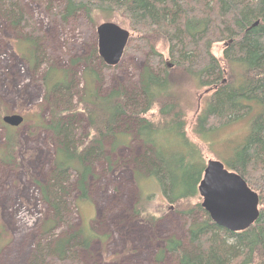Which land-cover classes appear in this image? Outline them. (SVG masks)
Listing matches in <instances>:
<instances>
[{"label": "trees", "instance_id": "16d2710c", "mask_svg": "<svg viewBox=\"0 0 264 264\" xmlns=\"http://www.w3.org/2000/svg\"><path fill=\"white\" fill-rule=\"evenodd\" d=\"M6 12L23 27L24 15L18 7L17 12ZM82 12L92 21L100 13L107 18L121 15L133 32L125 55L145 53L148 62L132 90L107 84L118 65L101 61L95 47L82 74L84 96L64 112L51 95L70 92L74 77L68 70L51 68L43 78L51 107L49 127L60 139L53 181L39 183L54 214L44 231L52 233L64 222L66 229L53 232L49 252L41 251L32 264H50L49 257L68 261L99 238L86 224L71 230L70 199L81 213L83 203L90 201L88 177L94 161L104 155L105 140L113 137V150L130 142L131 135L119 131L125 120L136 124L145 150L136 158L139 169L157 180L161 195L189 222L192 249L170 238L159 259L172 252L179 264H264V0H65L57 15L67 21ZM17 49L32 65L38 62L40 49L34 38L24 37ZM191 89L204 90L193 119V133L199 137L209 138L218 129L246 120L241 141L230 152L217 154L260 197V216L245 230L218 225L202 206L198 187L207 160L203 146L188 131L190 111L185 103H192ZM70 112L84 116L88 128L84 145L75 144L71 124L65 120ZM7 139L6 151L0 155L11 163L19 141L12 128ZM66 185L74 190L71 198L64 196ZM136 212L156 217L150 203L136 206ZM196 214L202 219L194 220Z\"/></svg>", "mask_w": 264, "mask_h": 264}, {"label": "rangeland", "instance_id": "374dc122", "mask_svg": "<svg viewBox=\"0 0 264 264\" xmlns=\"http://www.w3.org/2000/svg\"><path fill=\"white\" fill-rule=\"evenodd\" d=\"M2 1L6 5L0 4V152L7 144L9 129L16 131L19 141L13 162L3 161L0 155V264H32L41 251L49 252L53 232L66 229L64 222L52 233L44 231L45 222L54 214L39 183L53 181V163L60 139L49 127L51 107L45 99L43 78L51 68L68 70L74 77L70 92L64 90L60 96L51 95V101L64 112L84 96L82 74L88 65L87 59L95 47L99 55L97 25L113 21L130 30L131 35L133 32L119 14L107 18L100 13L92 21L82 12L64 21L57 13L65 0ZM17 7L24 15L23 27L15 24L6 12H17ZM26 36L34 38L40 49L35 65L17 49ZM147 62L145 53H124L116 73L105 81L132 90L131 84L138 86ZM203 93V89L190 90L192 103H185L190 111L188 131L191 138L203 146L207 161L218 160L219 151L230 152L244 137L246 120L218 129L209 138L199 137L193 133V119L203 101ZM70 113L65 120L71 124L75 144L84 145L88 141L84 116ZM9 114L23 115L25 120L19 126H10L2 120ZM122 123L119 131L130 134V142L113 150V137L105 140L104 155L94 161L88 177L90 201L83 203L81 213L75 200L70 199L71 230L86 224L99 238L88 250L77 252L68 261L59 263L49 257L50 264H179L177 255L172 252H165L159 259L166 241L175 238L186 250L192 249L187 215L165 200L155 178L139 169L136 158L145 150L137 126L130 120ZM95 145L92 142L91 146ZM68 178L73 179V176ZM65 189L64 196H74L72 187L66 185ZM141 203H150L156 217L149 219L145 212L138 214L136 206ZM66 209L68 206L62 210L63 214ZM193 219L202 218L196 214Z\"/></svg>", "mask_w": 264, "mask_h": 264}, {"label": "water", "instance_id": "95a60500", "mask_svg": "<svg viewBox=\"0 0 264 264\" xmlns=\"http://www.w3.org/2000/svg\"><path fill=\"white\" fill-rule=\"evenodd\" d=\"M98 53L108 66L122 60L131 32L113 21L97 25ZM2 120L10 126H19L23 115L9 114ZM202 206L211 219L231 231L249 228L260 216V197L236 171L229 170L220 160L209 159L199 184Z\"/></svg>", "mask_w": 264, "mask_h": 264}, {"label": "bare ground", "instance_id": "6f19581e", "mask_svg": "<svg viewBox=\"0 0 264 264\" xmlns=\"http://www.w3.org/2000/svg\"><path fill=\"white\" fill-rule=\"evenodd\" d=\"M161 120V119H160ZM198 191H199V187H198ZM199 194H200V192H199ZM201 195V194H200ZM202 197V196H201Z\"/></svg>", "mask_w": 264, "mask_h": 264}]
</instances>
